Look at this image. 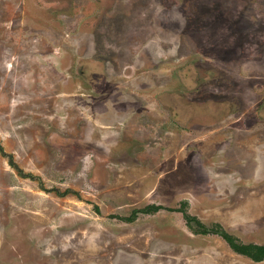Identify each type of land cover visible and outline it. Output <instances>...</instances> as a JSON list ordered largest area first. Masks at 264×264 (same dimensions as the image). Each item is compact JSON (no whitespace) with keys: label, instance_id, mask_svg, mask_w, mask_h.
<instances>
[{"label":"rangeland","instance_id":"obj_1","mask_svg":"<svg viewBox=\"0 0 264 264\" xmlns=\"http://www.w3.org/2000/svg\"><path fill=\"white\" fill-rule=\"evenodd\" d=\"M183 202L264 244V0H0V264H264Z\"/></svg>","mask_w":264,"mask_h":264},{"label":"trees","instance_id":"obj_2","mask_svg":"<svg viewBox=\"0 0 264 264\" xmlns=\"http://www.w3.org/2000/svg\"><path fill=\"white\" fill-rule=\"evenodd\" d=\"M182 207L178 209L182 213V216L187 224L191 225L192 223L195 224L197 230H195V233L198 234H217L219 235L227 244L228 246L236 253L244 255L251 259L254 262H260L264 260V244H254V243H248L244 244L242 243L238 238L235 236L229 234L222 226L221 224L214 223L211 226H207L203 223H201L197 218L189 215L185 209V202L182 203ZM159 209H162L161 206H147L145 209H143L141 212L144 213H151L158 211ZM173 210V209H170ZM136 215V212L133 213L131 217H127L124 220L127 222H131L134 219V216Z\"/></svg>","mask_w":264,"mask_h":264}]
</instances>
